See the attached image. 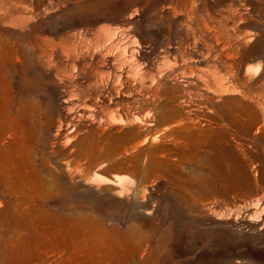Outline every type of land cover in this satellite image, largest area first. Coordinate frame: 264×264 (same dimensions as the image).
<instances>
[{"label":"rangeland","instance_id":"rangeland-1","mask_svg":"<svg viewBox=\"0 0 264 264\" xmlns=\"http://www.w3.org/2000/svg\"><path fill=\"white\" fill-rule=\"evenodd\" d=\"M0 43L60 127L52 188L147 236L98 264H264V0H0Z\"/></svg>","mask_w":264,"mask_h":264},{"label":"bare ground","instance_id":"bare-ground-1","mask_svg":"<svg viewBox=\"0 0 264 264\" xmlns=\"http://www.w3.org/2000/svg\"><path fill=\"white\" fill-rule=\"evenodd\" d=\"M12 55L19 58L0 43V250L4 257L0 264H50L51 250L68 253L60 264H98L104 261L96 259L103 250L115 261L144 255L146 235L134 227L122 231L91 220L76 197L68 199L70 188L56 176L52 188L46 177L48 165L37 164L35 150L44 144L45 132L58 138L60 127L53 126L48 108L31 93L13 95L7 66ZM260 99L264 102V97ZM63 105H68L66 100ZM261 201L264 205V198ZM90 221L94 227L87 225ZM50 224L59 237L48 244Z\"/></svg>","mask_w":264,"mask_h":264}]
</instances>
